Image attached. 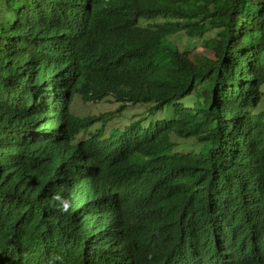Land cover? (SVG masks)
<instances>
[{
    "label": "trees",
    "instance_id": "trees-1",
    "mask_svg": "<svg viewBox=\"0 0 264 264\" xmlns=\"http://www.w3.org/2000/svg\"><path fill=\"white\" fill-rule=\"evenodd\" d=\"M75 2L0 0V264H264V0Z\"/></svg>",
    "mask_w": 264,
    "mask_h": 264
},
{
    "label": "clouds",
    "instance_id": "clouds-1",
    "mask_svg": "<svg viewBox=\"0 0 264 264\" xmlns=\"http://www.w3.org/2000/svg\"><path fill=\"white\" fill-rule=\"evenodd\" d=\"M75 5H76V7L79 5V7H78L79 11H77L76 14H73L70 17L72 19L71 24L73 25V27H69L65 31H60V32L56 33L54 36L51 37V41L48 45L49 49L52 52V56L55 60L59 59L60 57H63L64 59H66L68 57V54H70V52L72 51V42L69 39V36L67 35V33L71 32V34L74 35V34L80 32L78 30L79 29V26H78L79 22H80V25L83 24L84 20L88 17V7L82 3V0H76ZM99 36H101V35L99 34ZM78 49L79 48H77L73 51L74 57H75L76 53L78 52ZM73 62H75V60ZM64 75H67V74H63L61 71H59L57 74L54 75V79L56 81L62 83ZM44 98H45V93H44ZM76 98L79 99V97H76ZM76 98H74L72 100V102L69 106V109H71V105ZM103 101H107V100L104 99L101 102H103ZM101 102L90 103V104L97 105ZM81 103H83V102L81 101ZM70 112H71V110H70ZM232 149H233V146H232ZM83 173H84V171L81 172V174H83ZM87 183H88V180L86 182L82 181L81 183H79L77 185V187H79V188L81 187L80 189L83 192L84 188H85V184H87ZM86 194H89V193L86 192ZM90 194L92 195V199H91L92 202L96 204V207L92 208V210H91L92 218H94L95 220L100 222L99 223L100 226H104V227H108V228L111 227L116 221H114L113 213L111 211H109L110 206L106 205L100 198H98L95 191L90 193ZM66 206L67 205L65 204V207ZM113 211H114V213L116 212V210L114 208H113ZM98 238L103 243V241H102L103 235L98 233ZM90 241H92V240H90Z\"/></svg>",
    "mask_w": 264,
    "mask_h": 264
},
{
    "label": "rangeland",
    "instance_id": "rangeland-1",
    "mask_svg": "<svg viewBox=\"0 0 264 264\" xmlns=\"http://www.w3.org/2000/svg\"><path fill=\"white\" fill-rule=\"evenodd\" d=\"M170 41L177 45V47L182 51L185 48L190 51L193 55H196L197 53H205L208 54L207 52L204 51V49L201 47L200 44L194 43L193 46H189L187 43V39L180 35L177 37L170 38ZM264 89V88H263ZM263 97H264V90H263ZM180 102H186L188 103V99H184L183 101ZM261 106L259 107V110L264 109V101L261 103ZM114 107V106H113ZM112 107V108H113ZM148 105H137V106H131L128 105L125 109V111L122 114L121 118H115L111 117L112 119L108 120V123L106 125V129H113L114 127H117L120 130H124L129 124H135V121L131 120H137L140 117H143L144 114L146 113V110L148 109ZM111 109V104L107 101H103L97 105L94 104H83L81 103L80 99L76 98L74 102L71 105V112L77 116H86L88 114H99L100 113H106L110 111ZM114 110V109H111ZM171 112V107L167 108L165 110V113ZM156 118L154 119H149V122H155L157 119H161L160 115H156ZM146 121V120H145ZM137 124V123H136ZM143 125V124H142ZM143 127H148V125H143ZM96 134L95 132L91 133ZM88 135L83 136V138H88ZM34 262V261H30Z\"/></svg>",
    "mask_w": 264,
    "mask_h": 264
}]
</instances>
